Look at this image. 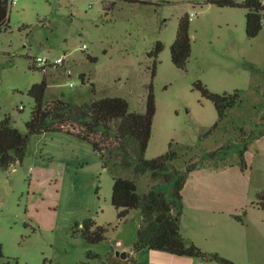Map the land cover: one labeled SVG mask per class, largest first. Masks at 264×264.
<instances>
[{"label": "rangeland", "instance_id": "374dc122", "mask_svg": "<svg viewBox=\"0 0 264 264\" xmlns=\"http://www.w3.org/2000/svg\"><path fill=\"white\" fill-rule=\"evenodd\" d=\"M112 1L115 6L107 8ZM151 1L10 3L9 26L0 30V122L10 115L11 124L26 132L35 104L29 89L45 77V99L62 98L76 113L102 96H123L131 111L144 112L152 83L156 114L146 156L172 147L177 157L170 162L171 171L196 161L210 168L236 166L231 184L243 185L237 173L244 175L255 200L264 188V156L248 135L264 130V28L248 36L245 7L208 0ZM192 12V53L186 68H180L172 61L171 45L181 16ZM159 41L164 49L153 76L155 56L150 52ZM38 57L63 61L44 70ZM199 82L218 93L238 90L240 97L221 117L196 86ZM244 139H250L255 158L250 153L243 171L239 152ZM229 144L233 147L225 148L227 154L208 159L209 151ZM105 157L106 166L87 140L46 131L31 136L22 162L0 167V264H137L117 251L132 250L141 212L134 209L120 219L112 203L114 178H135L134 173L116 163L115 152ZM136 181L141 193L153 187L170 193L174 185L150 171ZM241 215L253 249L228 248L222 255L239 264H264V222ZM87 218L106 227L105 239L92 243L76 232L75 224Z\"/></svg>", "mask_w": 264, "mask_h": 264}, {"label": "trees", "instance_id": "16d2710c", "mask_svg": "<svg viewBox=\"0 0 264 264\" xmlns=\"http://www.w3.org/2000/svg\"><path fill=\"white\" fill-rule=\"evenodd\" d=\"M127 1L152 3L151 0ZM208 2L247 8L246 32L250 37L257 36L264 28V4L261 0H208ZM115 4L116 1H112L107 3L106 7L113 8ZM191 20L189 13L181 16L176 38L171 45L172 61L180 68H186L192 53ZM9 22L10 0H0V30L7 28ZM163 49L164 43L159 41L156 48L150 52L155 56L153 76L156 73L157 56ZM40 67L47 69V66ZM47 86L45 77L29 89L35 104L26 122V132L11 124L10 115H6L1 120L0 167H8L17 161L22 162L27 155L30 138L34 134L46 131H66L75 134L93 145L104 159L105 166L109 163V159L105 157L106 152H115L116 163L119 162L124 168L133 170L135 178L120 176L114 178L112 203L117 208L120 219L126 218L134 209L140 210L142 222L134 242L136 251L147 248L158 249L177 255L199 257L219 264H239L218 252L205 251L182 233L181 213L184 206L182 190L191 172L200 166V162H190L185 170L174 168L171 171L170 162L177 157L172 147L153 158L146 156L156 114L152 83L144 112L131 111L128 99L123 96H102L88 103L82 113H76L72 110L70 102L62 98L46 100ZM196 86L205 97L214 102L221 117L240 97L238 90L234 93H218L210 90L202 82L197 83ZM220 120H217L212 128L217 127ZM212 128L208 132H211ZM262 135H264L263 129L259 132L253 131L248 136L256 139ZM249 142L250 139H244L239 152V163L243 171L248 167L245 154ZM232 147L229 144L209 151L208 159L216 158L221 153L225 155L227 154L225 148ZM149 171L155 179L173 182L172 191L168 193L153 187L147 192H139L136 178ZM249 205L264 207V188L258 191L257 198ZM235 217L242 219L240 216ZM75 226L76 232H80L89 242H100L106 237V227L99 225L94 218H87L82 224L77 222ZM88 255L96 256L92 251H89Z\"/></svg>", "mask_w": 264, "mask_h": 264}, {"label": "crops", "instance_id": "0c3cea01", "mask_svg": "<svg viewBox=\"0 0 264 264\" xmlns=\"http://www.w3.org/2000/svg\"><path fill=\"white\" fill-rule=\"evenodd\" d=\"M255 142L258 146L257 153L264 156V135L256 138ZM250 153L252 158H255L249 145L246 151L248 162ZM234 167L236 166L223 168L198 166L191 172L182 190L184 205L181 213L182 233L208 252L226 254L228 248L238 251L253 249L254 242L244 229V220L235 217L243 218L241 212L244 210L251 219L260 217L264 222V207L249 205L252 200L251 188L247 185L246 177L237 173V176H241L243 185L231 184V170ZM238 170L236 169V172ZM250 239L252 242L248 243ZM119 244L123 245L122 242ZM127 257L135 259L137 264H219L199 257L177 255L158 249L136 251L134 245Z\"/></svg>", "mask_w": 264, "mask_h": 264}, {"label": "built area", "instance_id": "2783aa9c", "mask_svg": "<svg viewBox=\"0 0 264 264\" xmlns=\"http://www.w3.org/2000/svg\"><path fill=\"white\" fill-rule=\"evenodd\" d=\"M262 3L264 4V0H261ZM17 0H11L10 3L13 4V3H16ZM196 14L194 12L190 13V16L191 18L194 17ZM263 22H264V18H263ZM84 49L87 48V45L86 44H83L82 46ZM63 60L61 57L57 58L55 61L53 60H50L48 58H43V57H38L36 58V63L40 66H48V65H51V64H59L61 63Z\"/></svg>", "mask_w": 264, "mask_h": 264}, {"label": "water", "instance_id": "95a60500", "mask_svg": "<svg viewBox=\"0 0 264 264\" xmlns=\"http://www.w3.org/2000/svg\"><path fill=\"white\" fill-rule=\"evenodd\" d=\"M117 255L126 258L128 256V252L126 250H118Z\"/></svg>", "mask_w": 264, "mask_h": 264}]
</instances>
